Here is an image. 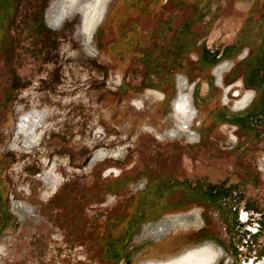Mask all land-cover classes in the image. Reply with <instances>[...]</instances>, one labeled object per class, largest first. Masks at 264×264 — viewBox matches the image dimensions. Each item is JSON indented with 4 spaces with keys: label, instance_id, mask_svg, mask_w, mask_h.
<instances>
[{
    "label": "rangeland",
    "instance_id": "1",
    "mask_svg": "<svg viewBox=\"0 0 264 264\" xmlns=\"http://www.w3.org/2000/svg\"><path fill=\"white\" fill-rule=\"evenodd\" d=\"M60 1L0 0V264H157L207 243L227 253L206 255L208 264H239L236 230L217 208L162 210L156 189L150 203L135 196L149 176L227 181L243 193L237 205L264 218V134L252 140L263 125L247 136L221 118L236 99L229 92L226 104L223 87L264 50V0H210L202 23L206 0H111L89 42L78 9L53 26ZM245 28L248 44L217 58ZM180 92L194 112L190 130L175 115ZM26 116L39 123L30 148L15 140ZM135 201L153 208L138 226L127 224Z\"/></svg>",
    "mask_w": 264,
    "mask_h": 264
},
{
    "label": "flooded vegetation",
    "instance_id": "2",
    "mask_svg": "<svg viewBox=\"0 0 264 264\" xmlns=\"http://www.w3.org/2000/svg\"><path fill=\"white\" fill-rule=\"evenodd\" d=\"M163 1L165 3L167 2V0H163ZM200 2H203V1H200ZM206 4L207 3L205 1L203 5L202 4L200 5L201 7L198 9L200 16H203L207 12L208 8L206 7ZM209 7H210L209 13L212 14L211 4L209 5ZM203 12L205 13L203 14ZM206 14L208 15V13ZM202 21L201 22L198 21V23H202ZM238 36L239 35H236L233 40V43L227 44L223 48L221 53L218 52L217 58H221V56H225L226 50L230 49V47H234ZM123 41H121L120 46L123 43ZM198 48L200 49V52H201L202 45L201 46L199 45ZM205 49L207 48L205 47L204 50ZM206 52L211 54V57L213 53H216L215 51L210 52L208 50ZM237 55L238 56L241 55V51L238 52L235 56ZM247 56L248 54L245 55L242 59L244 60ZM224 67H226V65ZM164 70L168 71L166 69ZM243 71H244V76L242 80L237 79L236 81L230 84H227L226 86L223 87L222 98L225 103L228 102L226 104H229L230 102L229 96H228L229 92L233 91L232 96L235 97L236 99L231 105L233 107L231 109L232 111L222 116L221 118L225 120L223 124L225 123L232 124V126H237L242 131L247 130L248 131L247 136L254 134V132L257 130L256 127L258 124L263 125V131L259 132L252 138V140L257 141L259 137L264 134V101L262 103L261 109L257 111L255 107L256 106L255 99L257 100L260 89H257L256 85L247 84L248 82L246 80V71L245 69ZM181 81H182L181 84H184V86H187L189 83L188 80L182 79ZM222 82H223V79L220 76L219 79H217V84L220 86ZM239 82H242V85L243 86L245 85L244 88H246L245 91H243L242 93H241V90L238 89V88H242V85L240 87V85L238 84ZM189 84H190V87L192 86L191 88L193 89L197 83L193 82ZM197 90L198 88L196 86V91ZM254 90L258 91V92L256 91L257 92L256 96L254 95ZM148 91L154 93L160 99L163 97V93L158 90L148 89ZM193 104H194V99H193ZM28 119L34 121L36 124L39 125V123L32 117L30 116L23 117L21 120V123L19 124V130H17L18 128L16 129L15 140L21 138L20 135H22L23 139L26 141V145H29L28 148H30L33 146V145L31 146L32 144L31 142L34 140L35 135L34 136L31 135L30 137H25V135L20 129V126L25 125L24 120L28 121ZM253 121H255V124H253ZM249 122L251 123L252 126L247 128L248 127L247 123ZM243 124H246L247 126ZM38 125L35 128V132L38 128ZM183 128L186 130L187 129L190 130L189 125L184 126ZM195 137H196V140L198 139V141H200V138H201L200 135L197 137V134L195 133ZM39 144L40 142L38 143V145ZM216 176L217 175L213 174V172L209 174V177L213 179H215ZM243 178L246 180V182H250V183H254L256 181V177L254 175L249 174L247 170H245V175ZM209 182L210 181H208L205 178H196L195 180H190L188 178L178 179V178L171 177V176H167V177H163L160 175H156L154 177L149 176L147 179L145 188L142 191L136 193L135 199H139L141 196H143L142 198H144L146 196L148 199V202L150 203V200L152 198L149 199L151 195L149 193H151L154 189H156L159 191L161 190L165 191L162 194L163 195L162 199H164V201L163 203H161V206H160L162 210L163 208L164 210H167V208L169 207H170L169 209L171 208L183 209L184 206H186L189 203H197V204L201 203L203 206H206V207L217 208L219 213L224 215V219L229 224L230 228L236 230V234L238 238L236 242H234V249L241 258L238 263L239 264H258L261 261V263L264 264V256H263L264 242L258 241V238L264 232L263 231L264 218H263L262 213L257 211L253 207L247 206L246 203L244 204L241 203V205H237L238 202H241V200H237V198L242 196L243 193L240 191H234V190L231 191L230 189L232 187H230L229 185L226 186L227 181L223 182L222 184L224 185L222 186L219 184H212ZM242 188H245V187L242 185ZM176 192H179L180 194L176 196ZM206 202H210L212 205L207 206ZM229 202L230 203L233 202L230 208L228 207ZM135 203L136 205H139L140 201H135L134 204ZM224 203H227L228 206L225 205ZM150 206L146 205L145 203H140L139 211L137 212V214L134 213L133 215L130 216L127 224L130 223V225L133 224L134 226H138L137 224L141 223L142 220L145 218V216L149 214V212L151 214L153 213V208ZM157 206L158 204L156 205V207ZM0 246H2L1 243H0ZM218 250L220 251L222 256L227 254L226 249H223L224 255L221 249L218 248ZM3 253H4V249H3ZM235 262H236V259L234 261L227 259V264H234Z\"/></svg>",
    "mask_w": 264,
    "mask_h": 264
},
{
    "label": "bare ground",
    "instance_id": "3",
    "mask_svg": "<svg viewBox=\"0 0 264 264\" xmlns=\"http://www.w3.org/2000/svg\"><path fill=\"white\" fill-rule=\"evenodd\" d=\"M110 1L111 0H95L92 3L88 1H85L84 3V0L82 1L62 0L60 1L62 3V6L60 7L59 12L57 14H53L52 20L50 21L53 22V26L58 27L59 23L63 21V18L64 16H66L67 13H69L73 9H78L82 15L81 25H80L81 30L86 40L89 42L92 39L93 34L97 29V26L99 25V23H101L103 17L106 16V12H107L106 9ZM187 98H188L187 94L181 92L179 93L178 102L175 105V115L177 116V118L181 123L188 125L193 119V114H192L193 110L191 112ZM24 122L25 125L20 126V129L25 135V137H30L31 135L34 136L35 128L38 124H36L34 121L30 119H28V121L24 120ZM210 254L216 257H220L221 255L220 251L217 248H215L213 244L207 243L204 245L196 246L192 251H188V252L185 251L182 254L176 256L175 258L173 257L167 260H158L156 261V263L157 264H208L209 258H207L206 255H210ZM153 263L154 261H149V264H153Z\"/></svg>",
    "mask_w": 264,
    "mask_h": 264
},
{
    "label": "trees",
    "instance_id": "4",
    "mask_svg": "<svg viewBox=\"0 0 264 264\" xmlns=\"http://www.w3.org/2000/svg\"><path fill=\"white\" fill-rule=\"evenodd\" d=\"M161 0H152V3H159ZM209 2H210V0H206V7L208 8V10H207V12L206 13H209ZM205 13V14H206ZM201 18H202V16H200ZM199 17V21L201 22L202 21V19ZM264 27V26H263ZM247 28V27H246ZM246 28L240 33V35L238 36V38H237V40H236V44L234 45V47H230V49H228V50H226V53L225 54H227V53H229L230 52V50H232V49H234L235 47L237 48V49H239L240 47L242 48V45L244 46V45H246V44H248L247 42V40L246 39H248V37H246V38H243V34L245 33V31H246ZM264 30V29H263ZM243 38V39H242ZM176 52V51H175ZM237 52H238V50L236 51V52H234L233 54H232V56L233 55H236L237 54ZM204 58H205V56H204ZM262 60H264V50H260V51H257V53H256V56H255V59H254V65H255V68L253 67V66H250V67H248V68H246V80H247V84H249V85H258V84H256V81H261V79H260V75H256V73H258V68L259 67H261V64H260V62L262 61ZM207 63H209V61L207 60ZM210 64V63H209ZM248 71V72H247ZM250 82H251V84H250ZM258 83V82H257ZM129 232V231H128Z\"/></svg>",
    "mask_w": 264,
    "mask_h": 264
}]
</instances>
